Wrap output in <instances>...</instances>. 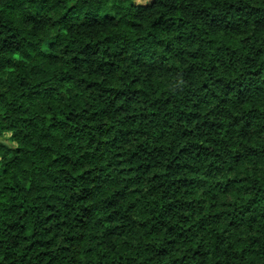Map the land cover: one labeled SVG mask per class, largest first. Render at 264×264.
I'll return each instance as SVG.
<instances>
[{
    "label": "clouds",
    "instance_id": "1",
    "mask_svg": "<svg viewBox=\"0 0 264 264\" xmlns=\"http://www.w3.org/2000/svg\"><path fill=\"white\" fill-rule=\"evenodd\" d=\"M0 264H264V0H0Z\"/></svg>",
    "mask_w": 264,
    "mask_h": 264
}]
</instances>
